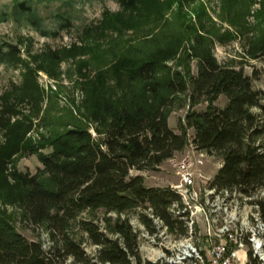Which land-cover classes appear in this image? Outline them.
Instances as JSON below:
<instances>
[{"label": "trees", "instance_id": "16d2710c", "mask_svg": "<svg viewBox=\"0 0 264 264\" xmlns=\"http://www.w3.org/2000/svg\"><path fill=\"white\" fill-rule=\"evenodd\" d=\"M254 3L222 0V15L232 26L245 29L244 17ZM120 4L119 11H105L97 25L85 29L96 38L110 37L112 43L94 64L96 73L81 74L79 105L72 102L74 110L43 116L42 121L51 123L49 117L53 121L46 135L31 140L26 137L33 126L31 116L23 114L13 122L11 117L21 114L16 107L21 103L39 111L45 93L36 80L37 71L58 80L59 62L74 58L79 47L51 51L33 66L25 63L22 82L0 97L4 134L0 201L17 204L25 225L44 227L48 233L47 245L29 239L0 209V264H160L142 258L137 234L127 219L108 217L101 228L93 219L78 216L86 209L119 214L150 207L169 232L183 235L182 222L168 211L172 201H179L178 194L169 186H147L143 172L182 152L189 143L220 159L212 180L217 188L248 194L264 187V92L254 88L252 75L242 67L217 61L211 36L222 37L215 22L207 23L211 19L203 3L120 0ZM185 7H191L197 25L189 20ZM16 8L19 13L31 11L24 1ZM254 15L260 21L259 34L248 52L258 58L264 56V0ZM127 31L131 36L126 38ZM186 40L191 43L184 52ZM18 52L16 45H0V63L22 62ZM192 58L194 73L187 66ZM168 62L186 70L173 69ZM86 65L84 61L79 70ZM184 93L191 107L201 102L206 106L188 110L184 122L174 129L168 114L176 96ZM57 95L51 90L49 106L55 105ZM220 95L227 99L223 107L215 104ZM25 154L36 155L40 162L33 174L15 165L13 156ZM259 204L264 221V198ZM138 217L151 232L150 218L144 212ZM74 222L78 238L70 232ZM84 241L94 246L92 253L85 250Z\"/></svg>", "mask_w": 264, "mask_h": 264}, {"label": "rangeland", "instance_id": "374dc122", "mask_svg": "<svg viewBox=\"0 0 264 264\" xmlns=\"http://www.w3.org/2000/svg\"><path fill=\"white\" fill-rule=\"evenodd\" d=\"M22 1L31 6V11L19 13L16 4ZM199 1L203 3L205 13L211 19L207 23H212L214 26L215 22L216 27L219 29L218 33L222 37L211 36V49L217 61L223 65L242 67L245 73L252 75L254 88L264 92V56L254 58L248 52L251 42L255 41L259 34L256 27L260 21L255 18L254 12L259 9L261 0H254L255 3L250 7V13L244 17L243 24H246V26L242 30L239 26H232L224 19L222 0ZM120 9V0H0V45H16L19 48L18 55L22 59V62L18 64L0 63V97L12 85H19L22 82V74L25 69L23 65L25 63L33 66L36 61L41 59L42 55L51 51L71 48L74 45L80 48L79 53L74 58L68 57L59 62L60 77L58 80L52 79L42 70L37 71L36 80L45 93L38 112L32 111L28 104L16 105L17 109L21 110V114L12 116V122L16 118H22L23 114L31 116L33 121V126L26 137L35 141L40 138L41 133L47 134L49 131L48 125H51L53 121L50 117L49 121L51 123L42 121L46 112H49L51 116H59L67 108L75 109L72 102L79 105L83 98L80 84H78L84 79L81 74L85 73L93 76L98 70L95 65H98L103 58L102 53L109 50L108 44L112 43L110 37L96 38L91 36L88 31L86 32L85 29L97 25L105 11L117 12ZM185 9L188 11L189 20L197 25V17L191 7H185ZM92 35L97 36L96 34ZM128 36H131L130 31H127L124 35L126 38ZM190 43L191 40L184 42L182 47L184 52L188 50ZM81 49L84 50L83 53H81ZM81 61H86L88 64L82 68V71L79 70V66L83 63ZM168 65H171L173 69L186 70V67L176 65L174 62H168ZM187 66L189 72L194 73L196 71L195 59H188ZM59 85H61L60 88ZM51 90L58 93L54 97L52 104L55 103V105L53 107L47 104V96L50 95ZM226 102V97L220 95L215 104L223 107ZM205 106L206 103L201 102L191 107L187 93L179 94L176 96L168 114L169 125L174 129L178 128L180 123L184 122L183 119L188 110L191 108L201 110ZM0 109H2L1 103ZM188 132L191 133V130H188ZM3 141L4 134L3 130L0 129V144ZM189 150L190 148L187 145L183 152ZM13 158L15 159V165L22 171L33 174L37 168L41 167L36 155L25 154L13 156ZM219 161L218 157L206 153L203 170L214 176L218 170ZM173 170L172 165L166 160L155 169L143 172L146 185L166 187L177 183L178 177ZM0 209L9 216L15 227L27 238L40 239L44 245L48 244V233L44 227L35 229L25 225L21 217V209L17 204L2 203L0 201ZM140 212H143L140 207L119 214L98 208L95 210L86 209L78 217L93 219L101 228H104L105 219L108 217L112 220L119 217L133 221ZM70 232L73 236L80 237L75 222L71 224ZM140 245L146 246L143 238L138 241V249L141 256L144 257L145 252L140 250ZM83 246L88 253H92L94 250V246L87 244L85 241Z\"/></svg>", "mask_w": 264, "mask_h": 264}, {"label": "built area", "instance_id": "2783aa9c", "mask_svg": "<svg viewBox=\"0 0 264 264\" xmlns=\"http://www.w3.org/2000/svg\"><path fill=\"white\" fill-rule=\"evenodd\" d=\"M190 150L167 159L178 182L170 184L179 201L168 211L182 222L183 235H173L164 221L148 207L150 232L139 217L129 221L137 239L146 246L143 258L160 264H264V221L259 201L264 187L251 193L237 188H217L207 174L206 153L192 143ZM179 154V155H178Z\"/></svg>", "mask_w": 264, "mask_h": 264}, {"label": "crops", "instance_id": "0c3cea01", "mask_svg": "<svg viewBox=\"0 0 264 264\" xmlns=\"http://www.w3.org/2000/svg\"><path fill=\"white\" fill-rule=\"evenodd\" d=\"M220 164H221V162L219 161L218 168H219Z\"/></svg>", "mask_w": 264, "mask_h": 264}]
</instances>
